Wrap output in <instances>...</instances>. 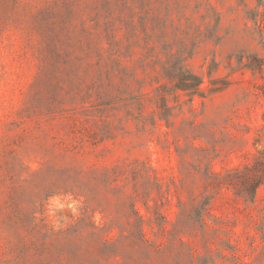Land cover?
I'll list each match as a JSON object with an SVG mask.
<instances>
[{
  "label": "rangeland",
  "instance_id": "rangeland-1",
  "mask_svg": "<svg viewBox=\"0 0 264 264\" xmlns=\"http://www.w3.org/2000/svg\"><path fill=\"white\" fill-rule=\"evenodd\" d=\"M145 1L140 17V0H0V264L129 261L133 207L148 264L174 247L264 264V184L253 202L216 184L264 151V68L237 62L264 61V0ZM172 54L227 85L175 88Z\"/></svg>",
  "mask_w": 264,
  "mask_h": 264
},
{
  "label": "trees",
  "instance_id": "trees-1",
  "mask_svg": "<svg viewBox=\"0 0 264 264\" xmlns=\"http://www.w3.org/2000/svg\"><path fill=\"white\" fill-rule=\"evenodd\" d=\"M68 0H50V4L47 7L46 13L48 15L58 13L60 10V6L64 3H67ZM145 0H140V3L137 4V13L140 17H145L149 14V10L145 8L146 5ZM42 13V12H41ZM98 18L92 19L95 21V24L98 26L99 16ZM127 17V16H126ZM256 29L259 31L261 28L260 20L256 19ZM107 36L111 37V29L109 28V24L106 26ZM260 42L264 43V36L261 37ZM245 58H247L245 60ZM188 59L187 56L172 54L171 58L164 65V72L166 76L174 82V87L183 91H186L189 95L194 97L195 95L202 96L205 92V77L206 75L210 76L211 86H207V89L211 92L223 89L227 85V81L222 78L212 77L214 70L217 68V62L215 60L208 66L207 71H203L202 74H198L191 69L186 68V64L184 61ZM237 62L239 66L246 67L252 69L253 71L260 72L264 68V61L262 57L259 55L244 56L243 54L239 55L237 58ZM232 186L237 195L244 197L247 201L253 202L255 200L256 192L258 188L264 184V151H261L258 155L255 156L254 161L244 168L228 173L224 177H219L217 179V185L224 182ZM209 205V198L202 202L197 203L196 209L200 213H204L207 211ZM134 213L137 217V224L140 220H143L142 216L137 211L136 207H133ZM201 222H203L201 218ZM135 224L132 235L134 239L132 240V251L129 258V261L120 264H148V258L154 252H159V248L153 249L150 242L145 238L143 234L142 227ZM183 243V242H182ZM176 249V263L182 264V256L185 254L182 250ZM192 256V254L190 253ZM203 259L202 264H208ZM108 264V263H106Z\"/></svg>",
  "mask_w": 264,
  "mask_h": 264
}]
</instances>
